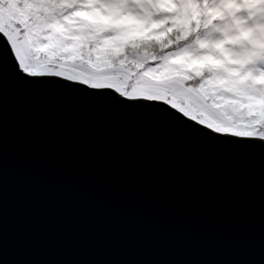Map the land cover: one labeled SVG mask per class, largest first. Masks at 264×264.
<instances>
[{
	"label": "water",
	"instance_id": "95a60500",
	"mask_svg": "<svg viewBox=\"0 0 264 264\" xmlns=\"http://www.w3.org/2000/svg\"><path fill=\"white\" fill-rule=\"evenodd\" d=\"M0 264H264V144L6 67Z\"/></svg>",
	"mask_w": 264,
	"mask_h": 264
},
{
	"label": "snow or ice",
	"instance_id": "6c2138e0",
	"mask_svg": "<svg viewBox=\"0 0 264 264\" xmlns=\"http://www.w3.org/2000/svg\"><path fill=\"white\" fill-rule=\"evenodd\" d=\"M6 67L264 144V0H0Z\"/></svg>",
	"mask_w": 264,
	"mask_h": 264
}]
</instances>
